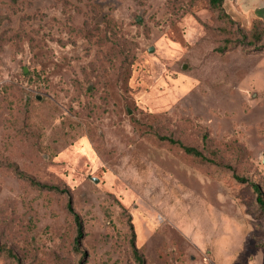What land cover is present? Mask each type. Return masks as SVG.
Wrapping results in <instances>:
<instances>
[{
    "label": "rangeland",
    "instance_id": "rangeland-1",
    "mask_svg": "<svg viewBox=\"0 0 264 264\" xmlns=\"http://www.w3.org/2000/svg\"><path fill=\"white\" fill-rule=\"evenodd\" d=\"M222 9L0 0V264H264V0Z\"/></svg>",
    "mask_w": 264,
    "mask_h": 264
},
{
    "label": "trees",
    "instance_id": "trees-1",
    "mask_svg": "<svg viewBox=\"0 0 264 264\" xmlns=\"http://www.w3.org/2000/svg\"><path fill=\"white\" fill-rule=\"evenodd\" d=\"M223 2H224V0H208L210 8L214 12L219 13L220 16L224 15L223 9H222ZM28 32L30 33V31H28ZM244 37H246V36H244ZM114 41H115V46L112 45V47L113 48L115 47L117 50H120L122 48V51H123V48L126 47V37L124 35H120V34L119 35H114ZM238 42L240 43V42H244V41H240L239 40ZM231 46H232V43H229V44L226 43L223 48L226 49V48H229ZM250 46L253 47V42L252 41H250ZM37 96L38 95H36L34 97L35 100L36 101H40V100L37 99ZM160 139L163 140V141H167V142H169L172 145L178 146L179 148L183 149L187 154L192 155V156H194L196 158H200V159H202L204 161H208V162H214V161L208 159L205 156V154L203 153V151L200 150L197 147L187 146V145L183 144L180 140H176V139H174L172 137H160ZM237 179L239 181H241V182H248V180L246 178L237 177ZM250 184H251V187L254 190V193L256 194V202H257V204L259 205L261 211L264 214V195H263L262 189L256 183H250ZM68 209L74 215L75 222H76V225H77V236H76V239H75V242H74L75 243L74 249L76 251H78L79 250L78 248H79V245H80V240L83 237V224H82L79 216L77 215V213L74 211L73 206H72V204L70 202L68 203ZM131 247H132V253H133L137 263L138 264H145L144 259L139 254V251H138V249H137V247L135 245V235H134V233H133L132 239H131Z\"/></svg>",
    "mask_w": 264,
    "mask_h": 264
},
{
    "label": "water",
    "instance_id": "water-1",
    "mask_svg": "<svg viewBox=\"0 0 264 264\" xmlns=\"http://www.w3.org/2000/svg\"><path fill=\"white\" fill-rule=\"evenodd\" d=\"M26 72H27V69H25V73H26ZM37 99H38V100H41V99H42V97H41L40 95H38V96H37ZM263 163H264V159H263ZM94 181H95V182H97V180H96V179H94Z\"/></svg>",
    "mask_w": 264,
    "mask_h": 264
}]
</instances>
